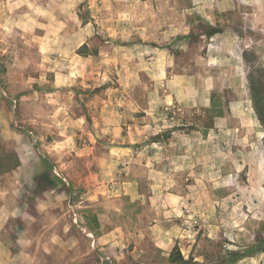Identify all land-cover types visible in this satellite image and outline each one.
I'll use <instances>...</instances> for the list:
<instances>
[{
  "label": "rangeland",
  "instance_id": "374dc122",
  "mask_svg": "<svg viewBox=\"0 0 264 264\" xmlns=\"http://www.w3.org/2000/svg\"><path fill=\"white\" fill-rule=\"evenodd\" d=\"M248 75L264 0H0V264H264ZM213 120L162 176L130 159L133 132L142 153Z\"/></svg>",
  "mask_w": 264,
  "mask_h": 264
},
{
  "label": "crops",
  "instance_id": "0c3cea01",
  "mask_svg": "<svg viewBox=\"0 0 264 264\" xmlns=\"http://www.w3.org/2000/svg\"><path fill=\"white\" fill-rule=\"evenodd\" d=\"M195 124L194 123H189V124L181 123L177 125L178 128H176L173 131L178 132V137H172L170 135H167L166 140H162L161 136L158 134V136L160 137L150 140L145 146H139L140 150L143 149L144 147V150L142 153L139 152L138 148L135 145L137 143V138H136L135 133L133 132L132 139L128 140V144H129L128 147L132 149V152H130L129 154L131 157L130 159L134 163H136L138 155L149 154L148 148H151L150 150V155L152 156L151 161L160 164V166L154 169L153 172L162 176L163 175L162 173L164 171L166 173V166H169L172 160L170 158L168 148H173L172 147L173 145L171 143L173 142V144L176 146V149H177L174 154L175 158H180V159L185 158L186 160H190V159L193 160V157L194 156L197 157L199 154L198 152L199 143L202 142L207 145V143L209 142V138H208L209 131H212L216 126L215 120H213V123H212L213 125L210 126L209 128H206V132H205L206 137L204 138V140L202 139L200 141L197 137L198 130H197V125ZM241 126L245 127L247 130L253 129L255 127L254 122L249 123V124L244 123ZM132 127L135 128V126H132ZM161 132H166V129L161 130ZM171 134H172V131H171ZM130 142H133L132 146ZM143 165L146 166L145 163ZM145 184L146 182L144 180L133 181L131 186L126 190V194H128L131 198L140 197L141 193L144 192L142 190H139L141 189L140 186H144Z\"/></svg>",
  "mask_w": 264,
  "mask_h": 264
},
{
  "label": "trees",
  "instance_id": "16d2710c",
  "mask_svg": "<svg viewBox=\"0 0 264 264\" xmlns=\"http://www.w3.org/2000/svg\"><path fill=\"white\" fill-rule=\"evenodd\" d=\"M86 50H87V46L82 45L78 53L83 56L90 55ZM247 82H248L250 100L252 102L253 111L256 115L258 122L264 129V81L252 77L251 75H248ZM263 145H264V139H263ZM5 154H7V152L0 150V162L4 160L2 157H4ZM168 264H184V258L181 255L177 244L173 247L169 255Z\"/></svg>",
  "mask_w": 264,
  "mask_h": 264
}]
</instances>
